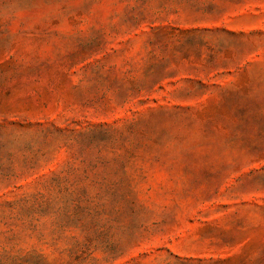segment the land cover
Here are the masks:
<instances>
[{"label": "rangeland", "instance_id": "rangeland-1", "mask_svg": "<svg viewBox=\"0 0 264 264\" xmlns=\"http://www.w3.org/2000/svg\"><path fill=\"white\" fill-rule=\"evenodd\" d=\"M0 264H264V0H0Z\"/></svg>", "mask_w": 264, "mask_h": 264}]
</instances>
